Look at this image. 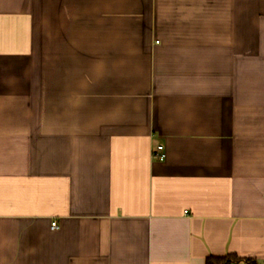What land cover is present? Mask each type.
I'll return each mask as SVG.
<instances>
[{
  "label": "crops",
  "instance_id": "0c3cea01",
  "mask_svg": "<svg viewBox=\"0 0 264 264\" xmlns=\"http://www.w3.org/2000/svg\"><path fill=\"white\" fill-rule=\"evenodd\" d=\"M228 254L264 264V0H0V264Z\"/></svg>",
  "mask_w": 264,
  "mask_h": 264
},
{
  "label": "trees",
  "instance_id": "16d2710c",
  "mask_svg": "<svg viewBox=\"0 0 264 264\" xmlns=\"http://www.w3.org/2000/svg\"><path fill=\"white\" fill-rule=\"evenodd\" d=\"M241 262L244 264H256L255 260L253 259L240 258L233 254H228L222 257L208 256L205 259V264H238Z\"/></svg>",
  "mask_w": 264,
  "mask_h": 264
},
{
  "label": "built area",
  "instance_id": "2783aa9c",
  "mask_svg": "<svg viewBox=\"0 0 264 264\" xmlns=\"http://www.w3.org/2000/svg\"><path fill=\"white\" fill-rule=\"evenodd\" d=\"M153 158H156L159 161H163L166 158V154L164 152L163 146L159 145L156 147L155 151L152 153ZM51 228L56 229L57 225L55 222L51 223Z\"/></svg>",
  "mask_w": 264,
  "mask_h": 264
}]
</instances>
